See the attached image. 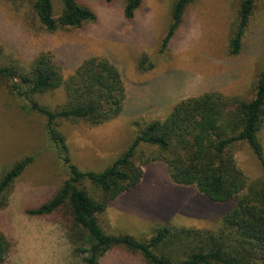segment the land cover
<instances>
[{
  "label": "rangeland",
  "instance_id": "rangeland-1",
  "mask_svg": "<svg viewBox=\"0 0 264 264\" xmlns=\"http://www.w3.org/2000/svg\"><path fill=\"white\" fill-rule=\"evenodd\" d=\"M33 0H0V63L29 68L41 53L62 54L64 75H71L91 56L105 57L123 70L126 110L106 126L62 121L72 161L81 170L102 171L119 157L145 121L165 120L182 100L218 93L226 100L250 101L264 67V0H258L238 54L231 40L242 0H193L170 47L160 52L172 19L175 0H143L133 19L124 17L126 0H81L91 7L95 22L81 30L49 32L36 18ZM54 12L60 0H52ZM146 56L151 70L139 69ZM52 108L65 103L63 87L39 97ZM26 100L0 84V176L18 160L34 161L16 179L0 226L13 238L7 264H79L61 223L29 215L28 207L50 197L70 176L46 133V119L24 112ZM128 108V109H127ZM264 147V127L259 133ZM147 149L142 144L141 148ZM238 165L249 181L262 176L260 162L246 143L234 147ZM139 160L141 157L138 155ZM141 183L110 202L99 216L108 234L147 240L163 225L214 230L234 201L217 203L195 186L173 182L163 162L143 164ZM141 257L116 248L103 264H142ZM81 260V259H80Z\"/></svg>",
  "mask_w": 264,
  "mask_h": 264
},
{
  "label": "trees",
  "instance_id": "trees-1",
  "mask_svg": "<svg viewBox=\"0 0 264 264\" xmlns=\"http://www.w3.org/2000/svg\"><path fill=\"white\" fill-rule=\"evenodd\" d=\"M60 1L57 15L52 0L32 1L37 20L47 31H77L96 21L95 11L81 0ZM257 1H241L231 40L233 54L241 51ZM192 2L175 0L161 53L170 47ZM142 3L126 0L124 17L133 19ZM63 63L62 54L50 53L37 55L29 68L0 63V84L26 100L24 112L45 117L47 136L70 173L50 197L26 212L61 223L79 264H103L107 253L116 248L137 254L142 264H264V147L259 137L264 127V67L252 100H226L218 93L184 99L165 120L139 123L133 140L107 168L84 171L72 161L59 124L85 121L97 126L119 117L125 110L126 83L123 70L105 57L85 59L67 77ZM146 63L144 56L139 69H153L152 63ZM61 87L66 93L65 103L52 108L39 99ZM239 143H246L260 162V178L250 182L238 165L234 147ZM142 144L147 145L146 150L140 149ZM34 159V155H28L0 176V215L9 206L16 179ZM156 161L165 163L176 184L195 186L217 203L234 201L233 208L221 216L214 230L163 225L147 240L106 233L99 216L110 202L141 183L143 164ZM14 245L13 238L0 226V264H7Z\"/></svg>",
  "mask_w": 264,
  "mask_h": 264
},
{
  "label": "crops",
  "instance_id": "crops-1",
  "mask_svg": "<svg viewBox=\"0 0 264 264\" xmlns=\"http://www.w3.org/2000/svg\"><path fill=\"white\" fill-rule=\"evenodd\" d=\"M128 109V108H127ZM125 110H126V107H125ZM113 121H115V120H111V121H109V122H106V123H103V124H100V125H97V126H99V127H101V126H106V125H109L110 123H112ZM134 134H135V130H134ZM146 164V163H145ZM144 167V166H143ZM144 174H145V171H144Z\"/></svg>",
  "mask_w": 264,
  "mask_h": 264
}]
</instances>
